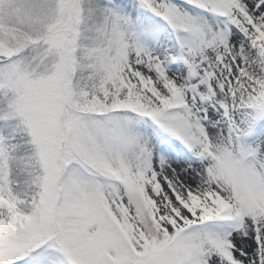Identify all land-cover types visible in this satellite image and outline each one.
<instances>
[{
	"label": "snow or ice",
	"instance_id": "6c2138e0",
	"mask_svg": "<svg viewBox=\"0 0 264 264\" xmlns=\"http://www.w3.org/2000/svg\"><path fill=\"white\" fill-rule=\"evenodd\" d=\"M0 264H264V0H0Z\"/></svg>",
	"mask_w": 264,
	"mask_h": 264
}]
</instances>
